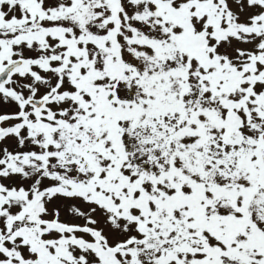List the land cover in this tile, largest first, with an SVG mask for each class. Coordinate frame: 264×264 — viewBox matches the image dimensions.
<instances>
[{
    "label": "snow or ice",
    "instance_id": "snow-or-ice-1",
    "mask_svg": "<svg viewBox=\"0 0 264 264\" xmlns=\"http://www.w3.org/2000/svg\"><path fill=\"white\" fill-rule=\"evenodd\" d=\"M0 264H264V0H0Z\"/></svg>",
    "mask_w": 264,
    "mask_h": 264
}]
</instances>
